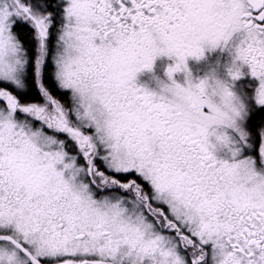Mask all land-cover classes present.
<instances>
[{"label": "snow or ice", "instance_id": "snow-or-ice-1", "mask_svg": "<svg viewBox=\"0 0 264 264\" xmlns=\"http://www.w3.org/2000/svg\"><path fill=\"white\" fill-rule=\"evenodd\" d=\"M206 47L258 80L243 129ZM0 264H264V0H0Z\"/></svg>", "mask_w": 264, "mask_h": 264}, {"label": "flooded vegetation", "instance_id": "flooded-vegetation-1", "mask_svg": "<svg viewBox=\"0 0 264 264\" xmlns=\"http://www.w3.org/2000/svg\"><path fill=\"white\" fill-rule=\"evenodd\" d=\"M232 62V55L227 47L215 49L205 48L203 56L199 59L187 58L186 65L188 73L191 75L192 83H196L198 78H202L210 70H215L217 75L228 80L231 90L242 99L251 97L254 89L258 85V80L252 77L249 73L247 65L240 67L242 75L232 80L231 77L226 76V65ZM174 63V59L167 56H159L154 59L152 69L142 70L137 73L136 83L138 86H143L149 90H158L156 84L158 80L167 81L166 70ZM239 63V62H237ZM173 80L183 85L186 80L183 71L174 73Z\"/></svg>", "mask_w": 264, "mask_h": 264}, {"label": "clouds", "instance_id": "clouds-1", "mask_svg": "<svg viewBox=\"0 0 264 264\" xmlns=\"http://www.w3.org/2000/svg\"><path fill=\"white\" fill-rule=\"evenodd\" d=\"M237 67L238 65H235L232 60L229 65H226V76L231 77V73L235 71ZM188 79L192 82L191 75H189ZM167 81L168 82L158 80L156 84L158 90H149L145 88L158 95H163L165 93L171 94V89L174 87V84L168 77ZM199 82H203L204 84L205 99L207 102L211 103L222 113L221 122L229 125L235 123L237 127L243 129L245 119L243 110L240 108V97L231 90L228 80L218 76L215 70H210L202 78L197 79L196 83ZM181 86L186 87L187 80H185V83ZM229 91H231V95L228 94ZM234 110L235 112H239L240 115L236 116Z\"/></svg>", "mask_w": 264, "mask_h": 264}, {"label": "trees", "instance_id": "trees-1", "mask_svg": "<svg viewBox=\"0 0 264 264\" xmlns=\"http://www.w3.org/2000/svg\"><path fill=\"white\" fill-rule=\"evenodd\" d=\"M259 121V117H257V122Z\"/></svg>", "mask_w": 264, "mask_h": 264}]
</instances>
